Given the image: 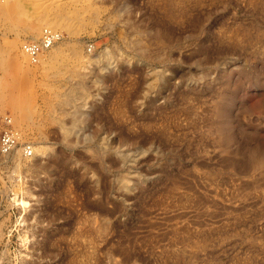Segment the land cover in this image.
Returning <instances> with one entry per match:
<instances>
[{"label":"rangeland","instance_id":"obj_1","mask_svg":"<svg viewBox=\"0 0 264 264\" xmlns=\"http://www.w3.org/2000/svg\"><path fill=\"white\" fill-rule=\"evenodd\" d=\"M21 1L19 27L70 11L57 47L79 55L58 65L87 77L84 117L69 145L52 120L41 141L19 129L24 165L0 153V264H264V169L248 162L264 152V0ZM52 78L21 86L42 117ZM55 103L69 126L73 107Z\"/></svg>","mask_w":264,"mask_h":264},{"label":"bare ground","instance_id":"obj_2","mask_svg":"<svg viewBox=\"0 0 264 264\" xmlns=\"http://www.w3.org/2000/svg\"><path fill=\"white\" fill-rule=\"evenodd\" d=\"M7 1H9V0H5V1L0 0V22H2V24L4 23L6 28L8 30H11V32H13V31L16 32V37H14V40L11 42V44L8 48H6V49L1 48L0 49V85L2 87L1 90H3V92H7L9 94L7 96H10V97H8L10 99L7 100V103L5 102L4 104H1V103L0 104L2 106H5V107H8L9 109H11L12 114L9 113V115L12 118L13 125L18 130L22 129V133H25L23 131V128H28V129H30V131L33 130L34 131V134H32L33 137L36 138L37 140L40 139V141H41L42 137L44 138V136H45L41 132V126H42L41 122H43V120L44 121L50 120V122H51V120H52V122L58 123V128L60 131V133H58V134L62 133L60 136H62L63 141L67 145H69L70 144V141L68 140L69 136L73 134L74 129L77 126L81 125L83 117H84V113L82 112L84 108H83V106H81V103L78 101V97L80 95L85 94L83 91H86L85 78H87V77L84 76L85 74L84 75L79 74L78 70L76 71L72 68H69V66L68 67L66 66V68L61 67L60 65H58V61L61 58H63L65 55H68L67 53L72 54L73 57L76 55L78 56L79 55L78 51H77V49H75L76 43H74V41L70 38L69 41L67 40L68 45H63V46L57 47L59 44L64 42L63 36L61 35L60 41H58L49 50H46L45 52H43L40 55L38 62H33L28 57V55L22 50V45L24 43V39H27V38L37 39L38 37H40L39 34H40V30H41L42 25H45L46 27L57 30L59 32L62 30H65L70 34V33L74 32V25H73L74 23L70 19V17H68L69 13L66 15L67 17L64 15V13H65L64 11H66L65 8H62V10L64 9L63 12H61L62 10L60 12H57V11H59L58 9H60L58 6L57 11H55L57 13H45V15L38 17L37 19H35V21L26 22V23H24V25L22 27H19L20 24L24 20L25 12L28 11V6L26 7L25 6L26 4L24 3V1L22 2L21 0H14L13 2H11V0H10L9 1L10 4L4 3ZM48 4H50V3H48ZM44 5H46V4L44 3ZM60 5L62 6V4H60ZM51 9H53V8H51ZM53 12H54V10H53ZM66 12H70V11H66ZM25 17H26V15H25ZM25 20H26V18H25ZM74 20L76 21V19H74ZM76 23H78V22H76ZM43 28H45V27H43ZM25 41H27V40H25ZM139 44H140V42H139ZM130 46H131V44H130ZM137 46H138L139 51L143 52V49H141V47L138 44H137ZM91 49H93V48H91ZM144 52H146V51H144ZM106 53H107V51H106ZM112 57L113 56L111 55L110 52L106 55L107 60H108V58H110V60H111ZM13 69L18 70V72L20 73V76L22 77V83L21 84H18V82L21 80L19 78V74L17 77H15V75L12 73ZM37 73L44 74V77H45L44 80L45 81H50V80L54 79L52 77L55 75L60 76V79L58 80V84L49 82L48 87L50 89L51 95L56 99V101H58V102H56V103H58V105H61L63 107H65V106L69 107L71 105L73 107V111L71 113L69 112V114H68V115H70V120H71V123L69 126H67L63 122V118L60 117V115L55 117L56 110L54 109V104H53L55 102L49 103L50 101L49 100L46 101L47 98H45V101L48 102V104H49V112H48V114H46L47 117L45 116L46 117L45 118V117H42L40 114V113L43 114V112L37 110L38 108L35 105V101H36L35 97L34 96L26 97L23 95L22 88H21L22 84H26V82L29 81V79H31V78L33 79ZM61 78H63L64 80L69 82L68 84H65V86H64V87H66L65 89H60L61 88L60 84L62 83ZM261 84H264V82L261 81V82L257 83V85H261ZM75 102H76V105L74 107L73 105L75 104ZM48 104H46V105H48ZM8 108H6V109H8ZM0 111L5 112L4 110H2V108H0ZM47 111H48V109H47ZM217 115L221 116V117L223 116L220 109H218ZM230 129H231L230 124L228 123L226 117L223 116L222 121L220 123V126L217 130L218 131V137H219L221 142L224 143V142L231 140L232 135H231ZM57 132H58V129H57ZM35 149L37 151L39 150L38 148H35ZM0 153L4 157V159H10L11 162L14 164L15 168L19 167L21 165H24V164H22V161H21V157L23 154L22 147L21 148L19 147L18 149H15L13 152H10L7 154H4L2 152H0ZM33 156H34V154H33ZM248 162H249V165L251 164L250 166H252V167H255V168L258 167V168L264 169V152H252ZM46 166L48 167L47 164H43V167L45 169L47 168ZM31 167H33V166H31ZM31 167H29V169H31ZM49 167H51V166H49Z\"/></svg>","mask_w":264,"mask_h":264},{"label":"built area","instance_id":"obj_3","mask_svg":"<svg viewBox=\"0 0 264 264\" xmlns=\"http://www.w3.org/2000/svg\"><path fill=\"white\" fill-rule=\"evenodd\" d=\"M61 39L57 30L44 28L38 40H27L22 45V50L33 62H38L40 55L53 47ZM0 152L7 154L19 147L23 149L26 157H32L34 152L31 145L23 143V135L20 130L14 127L11 116L8 112L0 111Z\"/></svg>","mask_w":264,"mask_h":264}]
</instances>
